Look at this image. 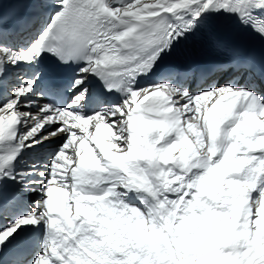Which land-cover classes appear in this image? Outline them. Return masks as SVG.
<instances>
[{
  "label": "snow or ice",
  "instance_id": "snow-or-ice-1",
  "mask_svg": "<svg viewBox=\"0 0 264 264\" xmlns=\"http://www.w3.org/2000/svg\"><path fill=\"white\" fill-rule=\"evenodd\" d=\"M0 264H264V0H0Z\"/></svg>",
  "mask_w": 264,
  "mask_h": 264
}]
</instances>
